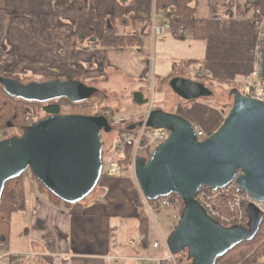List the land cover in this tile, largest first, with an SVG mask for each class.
<instances>
[{
  "label": "crops",
  "instance_id": "0c3cea01",
  "mask_svg": "<svg viewBox=\"0 0 264 264\" xmlns=\"http://www.w3.org/2000/svg\"><path fill=\"white\" fill-rule=\"evenodd\" d=\"M74 1L0 0V49L8 57L3 65L7 73L13 78H44L48 69L74 66L84 71L87 84L82 83L87 86L116 80L125 94L129 85L131 105L142 109L133 101V94L140 92L146 97L142 85L146 86L152 75L160 83L166 82L168 97L171 80L192 78L195 67L207 70L213 86L235 83L251 71L256 7L252 0H194L196 18L208 22L207 37L196 39L187 31L182 40L171 35L153 40L150 23L154 0H86L105 16L113 14L116 2L132 6L135 19L122 24H132L128 30L141 42L140 47L86 51L77 47L71 20L56 16ZM167 102L164 109L155 110L181 116L204 140L222 125L224 113L217 105L216 109H198L187 107L185 101ZM144 111H138L140 118L135 124L140 123ZM23 186L25 209L11 217L6 249L11 257L0 258V264H13L15 256L20 258L18 264H133L135 256L160 252L151 249L156 233L150 221L147 243L138 239L145 235L147 216L141 211L144 205L131 176H102L75 211L51 198L35 179L26 177Z\"/></svg>",
  "mask_w": 264,
  "mask_h": 264
},
{
  "label": "water",
  "instance_id": "95a60500",
  "mask_svg": "<svg viewBox=\"0 0 264 264\" xmlns=\"http://www.w3.org/2000/svg\"><path fill=\"white\" fill-rule=\"evenodd\" d=\"M262 72L264 76V53ZM0 86L16 100L37 104L62 99L80 104L100 94L78 80L24 84L16 78L0 77ZM169 86L185 102L214 96L210 88L190 79L174 78ZM231 96L234 103L224 123L203 141L181 116L154 110L146 121L148 127L169 131L170 138L148 162L138 159L137 182L150 202L172 194L183 199L181 219L167 243L172 255L187 254L190 264H217L228 252L253 240L263 225L264 215L254 204L247 208L246 227L225 228L196 201L200 187L216 191L236 180L255 201L264 203V104L246 98L238 89L232 90ZM113 130L102 115L50 116L21 137L0 140V203L6 183L28 171L62 202L82 203L103 176L102 134Z\"/></svg>",
  "mask_w": 264,
  "mask_h": 264
},
{
  "label": "built area",
  "instance_id": "2783aa9c",
  "mask_svg": "<svg viewBox=\"0 0 264 264\" xmlns=\"http://www.w3.org/2000/svg\"><path fill=\"white\" fill-rule=\"evenodd\" d=\"M172 9L166 5L157 6L154 0L153 14L150 23V32L153 40L172 35V27L170 25V14ZM254 30V48L252 68L248 75L236 80L235 84L242 87L241 94L246 98L258 101L264 104V76L262 72L263 53H264V9L261 7L254 8V17L252 20ZM184 29L180 28L177 34H183ZM192 76L196 80H208L210 74L202 67H195L192 70ZM155 77L152 75V80ZM192 80V79H190ZM197 82V81H196ZM152 103L146 105L143 113L142 126L135 123H126V118L118 117L114 120L117 125L124 124L128 127L135 125L131 131L126 128L123 132L118 131L116 143L109 152L111 154L110 165L104 175L113 178H126L131 176L135 179L140 198L147 211L151 226L156 233V238L151 244L154 251H163V255H142L132 258L133 264H177L176 255H172L167 240L172 231L178 225L182 210H184L183 199L176 194L168 197L159 198L152 203L148 201L137 182L136 165L138 159L148 162L156 149L163 145L169 138L170 132L165 129L148 127L146 125L147 118L153 112ZM36 122L29 116L25 119V128L28 130ZM139 124V123H138ZM199 141H203L201 133L197 132ZM108 152V153H109ZM29 179H34L31 172L27 173ZM196 201L206 211L208 216L217 221L225 228L234 226L246 227L249 222L247 208L250 204H254L264 215V203L255 201L244 189L236 184V180L229 186L219 190H213L209 186H202L196 197ZM165 211H172L171 217H165V226L160 227L156 220V214H164ZM264 222V220H263ZM139 241L146 239L145 235L139 236ZM133 243V242H132ZM0 258L11 257L6 252L4 246H0ZM20 263V258L15 256L13 264Z\"/></svg>",
  "mask_w": 264,
  "mask_h": 264
},
{
  "label": "trees",
  "instance_id": "16d2710c",
  "mask_svg": "<svg viewBox=\"0 0 264 264\" xmlns=\"http://www.w3.org/2000/svg\"><path fill=\"white\" fill-rule=\"evenodd\" d=\"M256 7L264 9V0H252ZM157 6H168L172 9L170 14V25L172 27V37L175 39H185V33L192 31L196 39H205L208 32V22L206 20H198L195 16L193 2L194 0H156ZM133 7L124 2H116L114 12L111 16H105L97 13L86 0L74 1L66 12H56V16L64 17L71 20V27L77 40V47L81 50L95 49H124L132 47H140V39L128 30L132 24H122L127 20H134ZM183 28V34H177V31ZM123 31H121V30ZM8 61L7 55L0 49V71ZM4 74L12 76V74ZM84 78V71L74 66H61L59 68H51L46 71L45 79H67L78 80ZM191 79V78H190ZM205 85L206 80H196ZM149 81L147 82V85ZM231 87H237L235 83L229 84ZM206 86V85H205ZM207 87V86H206ZM209 88V87H208ZM133 101L141 107H146L148 100L140 92L133 94ZM66 102L71 105L68 100L62 99L47 104L27 103L9 96L0 86V131L8 128H16L22 125V120L28 116H33L34 106H41L43 118L50 116H62L61 103ZM104 116L108 119L111 126L115 124L113 115L116 112L106 107ZM116 116V115H115ZM143 117H141L142 119ZM131 122L126 120V123ZM119 133L123 132L124 124L118 125ZM23 129V127L21 128ZM23 130V134L26 132ZM28 172L24 173L20 178L11 180L6 183L0 203V246L8 248L10 236L11 217L16 212L25 209V194L23 181ZM37 181V179L34 177ZM38 182V181H37ZM39 183V182H38ZM39 186L54 200H59L51 194L41 183ZM62 202V201H61ZM152 203V202H151ZM66 204V203H65ZM72 211L79 208L77 205H68ZM183 213V210H182ZM149 217L144 219V234L146 243L149 236ZM146 248V246H145ZM217 264H264V222L257 236L248 242L228 252L224 257L218 259Z\"/></svg>",
  "mask_w": 264,
  "mask_h": 264
},
{
  "label": "rangeland",
  "instance_id": "374dc122",
  "mask_svg": "<svg viewBox=\"0 0 264 264\" xmlns=\"http://www.w3.org/2000/svg\"><path fill=\"white\" fill-rule=\"evenodd\" d=\"M121 30V29H120ZM123 31V30H121ZM2 71H0V77H11L3 73L5 72L3 66H1ZM109 75L112 76V72L109 71ZM13 78V77H12ZM16 78V77H14ZM16 79L21 81L24 84H28L30 82H42L47 81L50 79L45 78H32V77H21L18 76ZM193 81H195L194 77L191 78ZM60 80H67V79H60ZM80 82H84L87 84V81L85 77L82 80L78 79ZM212 81L210 79L206 80L204 83L207 87L210 88V90L213 91L214 96L210 99H200L194 102H188L187 107L189 108H198L203 109V107H209L211 109H216L215 105L219 106L221 109H223L224 117L223 122L227 118L233 103L234 98L231 96V92L234 89H238L240 92H242V87L236 85L237 87L233 88L229 84H223V85H216L213 86L211 83ZM147 83V82H146ZM117 81L113 80L109 84L101 83V81L97 82H91L90 85L95 86L99 90V96L94 98L93 100L85 103L80 104H69L66 102H62V115L68 116V115H79V116H96V115H102L104 116L106 112V107H110L111 110H113L115 113L113 115V120H115L118 117L126 118V120H130L132 123H134L138 118H140V112L144 108L136 109L133 108L131 105V87L129 85H126L127 92L125 94H121L122 88H118L116 85ZM136 87L138 85L136 84ZM134 86V88L136 89ZM142 88L146 91V98L148 100V105L152 103L153 109H164V102L168 101L167 103L171 102L170 105H172L174 102H178L180 104L185 103L184 100L180 99L172 90L168 91V97L166 90V82H159L158 79L153 78L152 76L149 79V84L145 86L142 85ZM168 89V87L166 88ZM35 114L33 116H29L31 119H33L35 122H38L40 118H43V114L41 111V106H34L33 107ZM27 118V117H26ZM25 118V119H26ZM25 119L22 120V125L17 126L16 128H8L0 131V140L8 139L14 136L21 137L23 135V130L25 129ZM23 127V129H21ZM114 130L111 133H103L102 134V142L104 143L103 147V176L107 172L108 167L110 165L111 160V154L112 152H109L112 147L115 145L117 139V133H118V125L115 123L113 126ZM127 129V126L123 127ZM109 152V153H108ZM28 177L26 174L25 178ZM141 211L144 215L148 216L147 211L144 207L141 208ZM173 214L172 211H165L164 214H156V220L159 223L160 227L165 226V217H171ZM164 252L160 251L158 255H163ZM176 263L177 264H190V261L187 259V254H181L176 257Z\"/></svg>",
  "mask_w": 264,
  "mask_h": 264
}]
</instances>
